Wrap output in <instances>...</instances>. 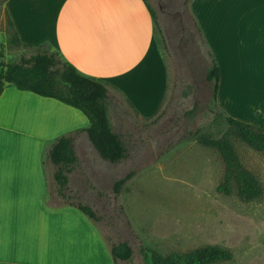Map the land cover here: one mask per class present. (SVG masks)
I'll return each instance as SVG.
<instances>
[{
    "label": "crops",
    "instance_id": "0c3cea01",
    "mask_svg": "<svg viewBox=\"0 0 264 264\" xmlns=\"http://www.w3.org/2000/svg\"><path fill=\"white\" fill-rule=\"evenodd\" d=\"M0 2L19 47L35 49L34 53L53 48L79 72L104 81L109 111L115 91L139 116L157 110L168 67L143 0ZM149 4L169 52L173 39L169 24L175 22L174 28L185 34L177 24L182 18L217 63L216 103L229 116L264 129V0H149ZM88 124L79 109L57 99L14 86L3 88L0 264H114L109 244L91 218L73 205L46 203V152L57 137L73 133L79 161L68 174V186L79 180L75 185L83 195L80 176L90 178L97 172L105 180L112 170L81 130ZM79 202L92 207L84 196Z\"/></svg>",
    "mask_w": 264,
    "mask_h": 264
},
{
    "label": "rangeland",
    "instance_id": "374dc122",
    "mask_svg": "<svg viewBox=\"0 0 264 264\" xmlns=\"http://www.w3.org/2000/svg\"><path fill=\"white\" fill-rule=\"evenodd\" d=\"M172 22L171 52L168 48L162 51L168 82L154 114L139 116L122 94H111L109 117L125 143L127 156L118 164L101 159L112 168L106 179L97 172L91 179L80 176L85 195L75 185L79 180L74 179L65 190V199L57 194L53 166L46 158V203L69 204L84 196L99 216L94 222L109 247L120 241L131 246V258L116 264H149L143 258V247L168 255L206 245L232 253L230 260L216 264H264V152L252 149L230 132L241 163L253 173L263 192L257 199L244 201L235 186L230 194L216 190L225 171L223 161L216 149L197 141L196 132L220 137L229 129L228 114L212 102L211 83L205 78L211 51L184 19L176 23L185 34ZM12 33L0 2L4 63H14L36 51L11 44ZM129 171H133L132 177L114 194L113 182Z\"/></svg>",
    "mask_w": 264,
    "mask_h": 264
},
{
    "label": "trees",
    "instance_id": "16d2710c",
    "mask_svg": "<svg viewBox=\"0 0 264 264\" xmlns=\"http://www.w3.org/2000/svg\"><path fill=\"white\" fill-rule=\"evenodd\" d=\"M143 2L151 16L156 42L161 52L165 51L167 47L155 11L150 6L149 0ZM9 41L13 45L20 44L15 32L10 35ZM2 57L0 50V94L5 86H14L19 90L54 98L79 109L89 122L88 126L81 130L86 133L90 144L101 159L117 163L127 156L125 143L113 130L109 117L110 96L104 81L79 72L56 50L22 55L14 63H4ZM218 76L217 63L211 57V63L205 70V78L211 83V99L214 104ZM225 120L229 129L218 138L200 131L196 132L197 141L216 149L223 161L225 171L216 190L230 194L235 186L240 199L244 201L257 199L262 195L263 189L253 173L241 163L229 134L233 132L247 146L264 152V129L229 115L225 116ZM46 158L53 166L52 178L57 186V194L65 199L68 174L79 161L73 133L57 137L48 147ZM132 175L133 171H129L123 177L116 179L112 185L113 193L119 194ZM69 204L93 221L99 220V216L91 206L79 201ZM141 251L143 258L149 264H216L232 258V253L228 249L216 245L201 246L187 252H174L168 255H162L149 247H143ZM110 254L113 263L116 264L117 260H129L132 249L127 241H120L110 244Z\"/></svg>",
    "mask_w": 264,
    "mask_h": 264
}]
</instances>
